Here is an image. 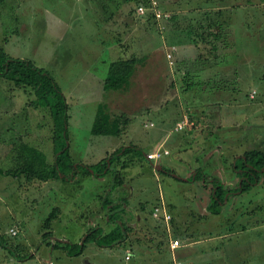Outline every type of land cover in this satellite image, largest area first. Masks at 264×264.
Here are the masks:
<instances>
[{"label":"rangeland","instance_id":"obj_1","mask_svg":"<svg viewBox=\"0 0 264 264\" xmlns=\"http://www.w3.org/2000/svg\"><path fill=\"white\" fill-rule=\"evenodd\" d=\"M137 5L0 0V47L48 71L68 103L65 143L71 159L92 164L128 145L142 152L124 168L114 164L122 178L113 188L111 172L93 176L78 169L72 179L46 180L0 173V240L7 245H0V264H171L170 251L157 245L158 236L149 229L165 228L158 233L166 241H160L177 239L180 245L192 225L193 237L202 240L198 251L205 245L209 254L207 245H217L209 264H239L243 257L244 264H264L261 181L229 195L214 214L206 208L211 184L194 177L202 170L235 187L233 159L246 149H264V0H157L156 7L168 13L158 20L148 1L142 14ZM215 21L220 36L207 37ZM178 42L188 44L182 54ZM131 54L145 60L130 87L105 91L100 79L108 63ZM34 98L30 88L0 77L2 169L24 161L23 146L53 159L52 119ZM100 102L129 117L118 135L90 132ZM159 145L167 153L149 158ZM105 195L125 200L119 212L136 246L125 240L109 246L87 242L79 255L53 247L78 242L93 226L108 231L113 224L101 204ZM160 202L170 213L167 222L153 215ZM53 209L46 227L44 218ZM190 251L193 264H202L201 252Z\"/></svg>","mask_w":264,"mask_h":264},{"label":"trees","instance_id":"obj_2","mask_svg":"<svg viewBox=\"0 0 264 264\" xmlns=\"http://www.w3.org/2000/svg\"><path fill=\"white\" fill-rule=\"evenodd\" d=\"M133 1L135 4H145L148 0H124ZM214 32L207 31L204 35L217 38L220 36L221 26L215 21ZM216 39H211L215 41ZM212 44V48L216 47ZM145 55H130L128 57H119L108 63L105 76L102 79V87L105 91H124L132 83L133 75L137 65L144 62ZM0 77L13 82L15 85L25 86L31 89L34 94V102L42 105L49 113L52 119L51 140L53 147V159L47 161L44 152L32 145L23 146L26 152L24 161L14 167L2 169L0 173L17 176L24 174L27 178H37L46 180L50 178H69L72 179L76 170L81 169L83 174H92L93 176H103L109 172L112 174L110 188L116 187L121 183L122 175L119 169H114V164L120 162L121 167L126 166L127 160H139L142 152L134 145H128L116 148L110 156L103 157L92 164L75 163L68 154L67 140V109L68 103L63 93L60 91L55 79L43 67H40L26 58L14 57L7 54L0 47ZM129 122V117L124 111L111 113L108 110L106 102H100L97 105L93 122L90 127L92 134L118 135L124 126ZM128 156V157H126ZM123 157V158H122ZM231 169L238 177L235 187H226L218 179L207 177L202 170H196L194 177L202 178L203 181L211 184L209 203L206 208L210 213L220 212L221 205L229 195L237 191H245L251 184L261 181L264 192V149L251 148L240 153L231 163ZM101 204L107 208L106 221L113 223V226L106 232L99 225L88 228L80 242L63 241L62 244H55L53 247L63 248L68 255H79L87 242H93L99 246H109L120 243L126 237L128 227L121 220L123 211V198L117 201L109 199L106 195ZM56 209V208H55ZM55 209L44 218V226L48 227L53 218ZM0 245L7 246L0 240ZM8 248H11L8 245ZM12 249V248H11ZM12 252V253H11ZM10 253L17 258V254ZM27 257V256H26Z\"/></svg>","mask_w":264,"mask_h":264},{"label":"crops","instance_id":"obj_3","mask_svg":"<svg viewBox=\"0 0 264 264\" xmlns=\"http://www.w3.org/2000/svg\"><path fill=\"white\" fill-rule=\"evenodd\" d=\"M219 1H221V0H219ZM187 45L188 44H186V43L182 44V42L181 43L178 42V44L176 43V46L180 49L179 54H182L183 51H185V47ZM102 79L103 78L100 79L101 82H102ZM210 152L211 151L205 150V154H208L209 155ZM221 183L224 184L223 182H221ZM227 199L225 201H227ZM184 228H187V227H184ZM163 229L165 230V228L160 227V231H158V229L156 227H153L152 229H149V230L151 232H153L154 234L155 233L157 234L158 237L156 239L159 240V241H157L158 242L157 245L160 246V247L163 246V245H166L167 249L170 251V256H169L170 263L171 264H193V261H194L193 260V257H192L193 254L191 253L190 249H193L194 251H198L196 244L202 242V240H200V238L197 239V238H194L193 237V235L195 234V233L194 234L192 233V231L194 230V225H192V227H190V229H188V228L186 229L187 230L186 233L188 235L185 236L184 238H181L180 240H181V243L182 244L177 245L175 247H171V245H170V242L171 241L169 243L168 242L166 243V242L160 241V240L166 241L165 237L164 236H159L160 234L158 233V232H160L163 235L164 234L163 233L164 232ZM165 235H166V232H165ZM153 240H154V238H153ZM125 241H126L125 242L126 243V246H131V245L134 244V243L133 244H130V243H132V241L131 240H128L127 237L125 238ZM134 245L136 246V244H134ZM169 246L171 248H174V249H170ZM207 247L210 248V253L209 254L207 253V248H206L205 245L203 247H201L199 249V251H198V252H201V254L203 255L202 264H209V263H211V261L209 262L207 259L212 260V251H213L212 249L213 248H217V245L211 244V245H207ZM221 250H222V253L224 252V254H225L226 248L224 249L222 247ZM127 251H128L127 253L129 254L130 253V250L128 248H127ZM226 257H227V254H226ZM130 258H131V255L128 256V257H126V260H128ZM243 259H244L243 262H242V259H241L239 261V264L246 263L245 257H243Z\"/></svg>","mask_w":264,"mask_h":264},{"label":"built area","instance_id":"obj_4","mask_svg":"<svg viewBox=\"0 0 264 264\" xmlns=\"http://www.w3.org/2000/svg\"><path fill=\"white\" fill-rule=\"evenodd\" d=\"M149 4L148 7L150 8V12H151V15L152 17L155 19V20H158L160 18H165L168 13L167 12H164V11H160L156 6H157V0H148ZM145 9H146V6L142 3H139L136 7V10L139 14H142L145 12ZM169 55V54H167ZM168 57V56H167ZM254 91H251L249 93V96L250 97H253L254 96ZM167 153V150L166 149H163L161 148V145H159V147H157L155 150L153 151H149V153H147V156L149 158H156L158 155L160 154H166ZM153 215L154 216H161V218L167 222L169 220V217H170V213L166 210L165 206H164V203L163 202H160L158 207H155L154 208V212H153ZM10 232L12 234L15 233V229L13 228H10ZM178 240L177 239H174L173 241L170 242V245L171 247H175L178 244L177 242ZM129 255H126V257H128Z\"/></svg>","mask_w":264,"mask_h":264},{"label":"flooded vegetation","instance_id":"obj_5","mask_svg":"<svg viewBox=\"0 0 264 264\" xmlns=\"http://www.w3.org/2000/svg\"><path fill=\"white\" fill-rule=\"evenodd\" d=\"M236 177H237V176H236ZM214 178H216V177H214ZM216 179H217V178H216ZM237 182H238V177H237ZM112 224H113V223H112ZM127 227H128V226H127ZM128 228H129V227H128ZM127 232H128V231H127ZM126 237H127V234H126ZM126 237H125V238H126ZM124 240H125V239H124Z\"/></svg>","mask_w":264,"mask_h":264}]
</instances>
